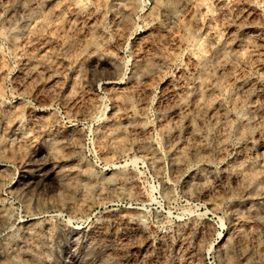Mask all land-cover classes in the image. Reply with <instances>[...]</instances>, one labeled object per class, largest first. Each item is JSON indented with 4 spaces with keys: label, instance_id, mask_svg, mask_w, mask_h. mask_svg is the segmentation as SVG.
<instances>
[{
    "label": "rangeland",
    "instance_id": "374dc122",
    "mask_svg": "<svg viewBox=\"0 0 264 264\" xmlns=\"http://www.w3.org/2000/svg\"><path fill=\"white\" fill-rule=\"evenodd\" d=\"M218 1L0 0V264H264V0Z\"/></svg>",
    "mask_w": 264,
    "mask_h": 264
},
{
    "label": "bare ground",
    "instance_id": "6f19581e",
    "mask_svg": "<svg viewBox=\"0 0 264 264\" xmlns=\"http://www.w3.org/2000/svg\"><path fill=\"white\" fill-rule=\"evenodd\" d=\"M33 1V0H32ZM184 1L185 0H157V5L158 6H164V8H166L167 10H168V12L170 13V15L171 16H176L177 15V12H178V8L181 6V5H183L182 3H184ZM218 1V0H217ZM21 2L22 3H28V2H30V0H21ZM21 2H19V3H21ZM218 2H221V1H218ZM118 4V3H117ZM156 4V3H155ZM186 4V3H185ZM184 4V5H185ZM188 4V3H187ZM33 5H35L34 3H33ZM32 5V6H33ZM183 5V6H184ZM23 6V5H22ZM27 6L28 5H26V10H27ZM29 6H31V4L29 5ZM156 6V5H155ZM183 6H181V7H183ZM186 6V5H185ZM184 6V7H185ZM203 6V5H202ZM207 6V5H206ZM204 7V6H203ZM161 8V7H160ZM202 8V7H201ZM201 8H199V9H201ZM205 8H208V7H205ZM183 9V8H182ZM199 9H196L198 12H199ZM203 9V8H202ZM209 9V8H208ZM32 10L34 11V9L32 8ZM164 10V9H163ZM180 10V9H179ZM29 11V10H28ZM30 11H31V9H30ZM162 11V10H161ZM166 11V10H165ZM167 12V13H168ZM182 12V11H181ZM201 12V11H200ZM199 12V13H200ZM204 12V11H203ZM30 13V12H29ZM206 13H207V11H206ZM211 13V12H210ZM31 14V13H30ZM208 14V13H207ZM207 14H204V15H206L207 16ZM168 16V15H167ZM171 16H170V18H171ZM201 16V15H200ZM178 17V16H177ZM194 17L196 18V16L194 15ZM205 17V16H204ZM208 17V16H207ZM210 18V17H209ZM172 19H174V18H172ZM202 19H204L203 17H202ZM199 20V19H198ZM37 20H34V22H36ZM200 21H201V19H200ZM250 23V22H249ZM39 24V23H38ZM37 24V25H38ZM35 25H36V23H35ZM35 25H34V27H35ZM36 25V26H37ZM31 28V27H30ZM36 28V27H35ZM212 32V31H211ZM210 32V34H212ZM217 36H218V34L217 35H215L214 37H216V38H214V39H217ZM220 39H221V37H220ZM219 39V36H218V39L217 40H220ZM95 41V40H94ZM91 42H92V40H91ZM219 43H220V41H218ZM91 44V43H90ZM93 44V43H92ZM218 44V43H217ZM221 44V43H220ZM227 44V43H226ZM225 44V45H226ZM229 44H230V42L228 43V46H229ZM227 46V47H228ZM222 47H223V45H222ZM225 47V46H224ZM227 47H225V48H227ZM236 54V53H235ZM225 55H223V57H224ZM226 57V56H225ZM234 57H235V55H234ZM240 57V56H239ZM227 58H229V56L227 57ZM241 58V57H240ZM232 59V58H231ZM234 59V58H233ZM232 59V60H233ZM227 61L228 59H224V61ZM236 60H239V59H236ZM228 62V61H227ZM223 63H225V62H223ZM30 71V70H29ZM204 82V81H203ZM200 84V83H199ZM202 84V83H201ZM201 86V85H200ZM203 86V85H202ZM187 95V94H186ZM203 95V94H202ZM201 95V96H202ZM190 96H191V94H190ZM190 96L188 95V97L190 98ZM203 97V96H202ZM182 98H184L183 96H182ZM205 98H206V96H205ZM186 99V98H185ZM188 99V98H187ZM209 99V98H208ZM207 100V99H206ZM180 101V100H179ZM204 101V100H203ZM208 101H210V100H208ZM208 101H207V103H208ZM174 102V101H173ZM201 102H202V100H201ZM203 103V102H202ZM174 104V103H173ZM182 104V103H181ZM180 104V105H181ZM200 104V103H199ZM205 103H203V105H204ZM176 104H174V106H175ZM173 106V107H174ZM179 108H181L180 106H178ZM205 107V106H204ZM176 108V107H175ZM183 108H185V106L183 107ZM109 133V132H108ZM107 133V134H108ZM112 133V132H111ZM193 133V132H192ZM110 134V133H109ZM107 137H108V135H107ZM110 137H112L111 135H110ZM115 138V137H114ZM108 139H109V137H108ZM113 139V138H112ZM149 154V153H148ZM152 156V155H151ZM13 261H16V260H13ZM12 261V262H13ZM17 262V261H16ZM19 263V262H18ZM10 264H12V263H10ZM14 264H15V262H14ZM17 264V263H16Z\"/></svg>",
    "mask_w": 264,
    "mask_h": 264
}]
</instances>
